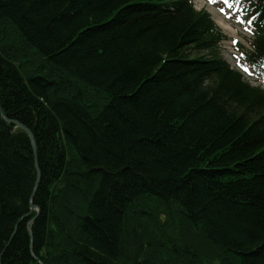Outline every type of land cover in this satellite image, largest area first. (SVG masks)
Returning a JSON list of instances; mask_svg holds the SVG:
<instances>
[{"label":"trees","instance_id":"16d2710c","mask_svg":"<svg viewBox=\"0 0 264 264\" xmlns=\"http://www.w3.org/2000/svg\"><path fill=\"white\" fill-rule=\"evenodd\" d=\"M232 2L264 75V0ZM223 38L190 0H0V109L36 144L0 114V264H264V90Z\"/></svg>","mask_w":264,"mask_h":264},{"label":"rangeland","instance_id":"374dc122","mask_svg":"<svg viewBox=\"0 0 264 264\" xmlns=\"http://www.w3.org/2000/svg\"><path fill=\"white\" fill-rule=\"evenodd\" d=\"M197 9H204L210 13L217 26L225 33L227 39L221 42L219 52L231 67L236 68L234 55L236 51L233 47V40L239 41L240 45L249 46L251 35L244 28L245 24L238 15L228 16L226 12H221L216 3H209V0H192ZM233 38V39H232ZM244 77L252 84L257 82L250 79V74L243 71ZM264 85V84H263Z\"/></svg>","mask_w":264,"mask_h":264},{"label":"water","instance_id":"95a60500","mask_svg":"<svg viewBox=\"0 0 264 264\" xmlns=\"http://www.w3.org/2000/svg\"><path fill=\"white\" fill-rule=\"evenodd\" d=\"M0 114H1V117H2V119L4 121H6L9 124L14 125L16 128L22 129L23 131H25L28 134V136L30 138V141H31V145H32V149H33L34 156H36V144H35L33 135L30 132V130L28 128H26L25 126H23L22 124H20L19 122H17V121L6 119L2 115L1 109H0ZM35 168H36V183H38L39 178H40V171H39V168H38V165H37L36 162H35ZM31 207H32L31 209H36L33 205H31ZM29 224H32V219L29 221Z\"/></svg>","mask_w":264,"mask_h":264},{"label":"snow or ice","instance_id":"6c2138e0","mask_svg":"<svg viewBox=\"0 0 264 264\" xmlns=\"http://www.w3.org/2000/svg\"><path fill=\"white\" fill-rule=\"evenodd\" d=\"M216 2H217V0H209V3H216ZM228 2H229V0H223V3H225V4H227ZM220 11H221V12H224V9L221 8ZM249 23H250V21H249ZM237 42H238V41L233 40V43H234V44L237 43Z\"/></svg>","mask_w":264,"mask_h":264}]
</instances>
